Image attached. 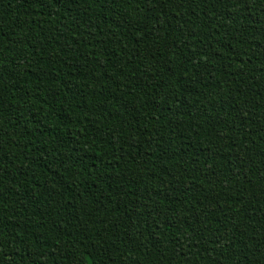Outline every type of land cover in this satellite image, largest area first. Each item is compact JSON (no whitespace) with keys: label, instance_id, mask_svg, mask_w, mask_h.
Instances as JSON below:
<instances>
[{"label":"trees","instance_id":"16d2710c","mask_svg":"<svg viewBox=\"0 0 264 264\" xmlns=\"http://www.w3.org/2000/svg\"><path fill=\"white\" fill-rule=\"evenodd\" d=\"M0 264H264V0H0Z\"/></svg>","mask_w":264,"mask_h":264}]
</instances>
